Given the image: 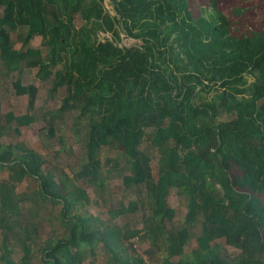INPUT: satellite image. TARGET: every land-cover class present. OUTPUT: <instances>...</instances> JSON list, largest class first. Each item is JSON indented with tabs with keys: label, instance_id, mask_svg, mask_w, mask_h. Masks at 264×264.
Masks as SVG:
<instances>
[{
	"label": "trees",
	"instance_id": "obj_1",
	"mask_svg": "<svg viewBox=\"0 0 264 264\" xmlns=\"http://www.w3.org/2000/svg\"><path fill=\"white\" fill-rule=\"evenodd\" d=\"M262 22L264 0H0V84L16 77L15 94L28 98L22 116L3 114L0 102V264H16L17 248L19 264H85L101 244L108 264H148L128 256L130 240L162 252V264H264ZM24 69L37 70L27 85ZM62 89L57 109L38 107L41 91L53 102ZM37 123L63 146L67 130L81 143L74 179L46 171L24 143H6ZM106 147L117 152L106 165L124 163L123 186L135 195L109 214L142 211L140 229L79 212L91 200L77 183L105 186ZM28 179L38 187L25 199L16 190ZM172 190L186 207L178 227ZM51 206L61 207L56 217ZM55 221L63 235L35 250L42 224Z\"/></svg>",
	"mask_w": 264,
	"mask_h": 264
},
{
	"label": "rangeland",
	"instance_id": "obj_2",
	"mask_svg": "<svg viewBox=\"0 0 264 264\" xmlns=\"http://www.w3.org/2000/svg\"><path fill=\"white\" fill-rule=\"evenodd\" d=\"M263 26L264 23L262 22ZM131 43H133L130 40ZM32 47L41 48V38L36 37L32 42ZM37 70H26L24 69L22 75V81L27 85L35 76ZM16 77L7 78L0 84V102L2 104L3 114L13 112L16 116H22L28 112V98L27 97H18L15 94V91L12 87V82L15 81ZM66 96L65 89H62L59 94H57L56 99L53 102L50 101V96L48 91L43 90L40 92V100L38 101V107H43L45 109H57L60 105L61 100ZM39 115L40 112L37 111ZM42 123H37L28 129H22V136L15 137V134L12 133V136L6 139V143H24L28 148L35 150L37 153L42 155L44 159L48 162L46 166V171L52 170L56 176L60 174V171H64L69 174L70 178L74 179V175L80 170V166L84 162L85 156L83 155L84 151L81 148V143L73 138L71 132L64 131L65 135V146L60 142V135L55 139L48 138L45 134H41L40 130L42 128ZM67 132V133H66ZM143 148L147 150L149 145L143 144ZM64 149V152L61 151ZM116 151L110 150L109 148H103L100 154V158L103 162L104 171L101 176V180L104 181L105 186L103 189H96L92 185H88L85 181H80L77 183L83 190H85L91 200V204L87 205L84 209L79 211L81 214L92 216L101 220L107 228H125L127 230H137L142 227V211H139L132 215H127L125 218H119L113 220L109 214L110 209H117L121 204L127 206L128 202L135 200V195L130 191L126 190L123 186V177L128 175V171L124 170V163L122 167H119V170L114 171L111 166H107L108 159H114L116 157ZM59 169V170H58ZM109 172V173H108ZM0 178L5 180L8 178V172H2ZM38 183L32 179H28L23 183L19 184L16 190L17 194H21L25 199H30L34 192L37 190ZM167 205L175 211V216L172 221L175 227L181 225L185 214L186 207L184 203L177 197L175 191H170L167 197ZM25 211L28 214L27 218L31 220V215L29 214L30 208H34L32 202L27 200L24 202ZM61 207H49L48 211L52 212L56 217L59 213ZM46 210L43 208L40 213H44ZM39 213V214H40ZM45 214H42V216ZM199 227L192 230V235H199ZM63 235L62 228L58 221L54 222V228H52L48 223L42 224L41 228L38 231V243L35 247V250L41 248L44 245V242L48 239L59 238ZM218 243L226 249L229 254L235 255L238 251L234 250L231 247L225 246L223 240L218 241ZM128 256H139L148 264H162L164 254L155 248L149 247L147 242L139 243L136 240H130L124 243ZM193 248V243L189 242L185 248L184 253L189 254ZM38 254V252H37ZM22 257V254L17 248L15 254H13V261L16 264H19V261ZM110 255L106 252L103 244L99 245L96 250V257H90L85 264H108ZM177 258L172 259L175 261Z\"/></svg>",
	"mask_w": 264,
	"mask_h": 264
}]
</instances>
